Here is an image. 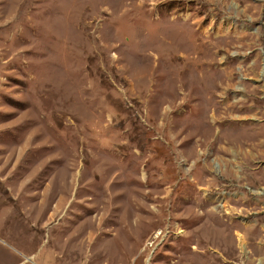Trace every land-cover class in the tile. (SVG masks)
Returning <instances> with one entry per match:
<instances>
[{"label": "rangeland", "instance_id": "1", "mask_svg": "<svg viewBox=\"0 0 264 264\" xmlns=\"http://www.w3.org/2000/svg\"><path fill=\"white\" fill-rule=\"evenodd\" d=\"M113 259L264 264V0H0V264Z\"/></svg>", "mask_w": 264, "mask_h": 264}, {"label": "bare ground", "instance_id": "2", "mask_svg": "<svg viewBox=\"0 0 264 264\" xmlns=\"http://www.w3.org/2000/svg\"><path fill=\"white\" fill-rule=\"evenodd\" d=\"M66 233V232H65ZM83 236H84V230H83V228H80V231H78V232H76V235L75 236H73V238L74 239H78V242L75 244V246H74V248L76 249V252H82V253H84V254H86V251H85V249H90L91 248V244L90 243H88L87 242V239L88 238H86L85 236H84V238H83ZM66 237H67V235H66ZM67 239H69V238H67ZM65 241H67V240H65ZM72 245V244H71ZM92 245H94V244H92ZM59 246H60V244H59ZM58 246V247H59ZM67 247V244L65 243V248ZM70 247V246H69ZM64 247H63V250L65 249ZM54 249V248H53ZM53 251V250H52ZM68 251H70V250H68ZM65 252V251H64ZM69 253V252H68ZM67 253V254H68ZM62 254V253H61ZM78 254H80V253H78ZM69 255V254H68ZM67 255V256H68ZM78 256V255H77ZM86 256V255H85ZM56 257V256H55ZM69 257H70V255H69ZM81 257H84V256H81ZM67 258V257H66ZM65 258V259H66ZM77 258V257H76ZM57 259V258H56ZM69 259V258H68ZM72 259V258H71ZM67 260V259H66ZM80 263V262H79ZM82 264V263H81ZM111 264H116V259H113L112 260V262H111Z\"/></svg>", "mask_w": 264, "mask_h": 264}]
</instances>
